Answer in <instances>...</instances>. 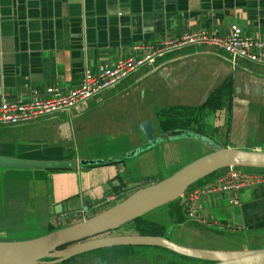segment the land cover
Listing matches in <instances>:
<instances>
[{
	"label": "crops",
	"instance_id": "crops-1",
	"mask_svg": "<svg viewBox=\"0 0 264 264\" xmlns=\"http://www.w3.org/2000/svg\"><path fill=\"white\" fill-rule=\"evenodd\" d=\"M233 24L244 35L264 40V0H0V102L42 98L48 87L67 91L80 83L85 69L97 74L111 67L119 57L136 55L131 47L137 43L152 44L168 35L181 36L192 31L223 37ZM152 66L158 68V79L168 83L171 90L183 79L179 73L191 66L206 72L207 81H199L200 88L211 90L226 81L224 103L264 105V66L244 59L232 61L218 47L186 46L163 55ZM152 71H139L66 112L27 124H0V156L78 162L117 155L104 153L103 148L94 155L83 154L82 138L86 143L91 142L90 138H84L86 130L90 126L105 129L101 110L90 113L109 105L103 112L113 114L122 104L135 103L130 100L140 97L146 83H153L151 80L143 83L146 78H152L149 75ZM233 111L231 116L236 113ZM215 112L214 122L201 121V117L194 124L198 131H189L213 140L208 130H223V120L229 113L226 106ZM232 117L236 126V115ZM139 118L133 137L138 125L146 120ZM153 128L156 136L171 132ZM215 143L243 148L237 141L230 144L228 134L223 133ZM124 162L65 170L1 167L0 208L20 202L28 213L23 218L33 220V227L39 231L37 236L73 223L72 220L89 218L152 182L128 185L129 180L122 176ZM205 184L194 186L177 198L175 205L185 222L176 225L198 234L199 245H204L202 240H217L226 241L223 244L228 251L258 249L235 237L249 234L254 240L264 234V183L239 188L235 195H202L196 210L200 220L189 219L184 204L192 191ZM233 196L238 204L230 202ZM67 214L74 216L62 220ZM37 215L43 217L42 221L35 219ZM41 228L46 230L40 233ZM227 234L233 235L234 240H227ZM198 248L217 250L207 245Z\"/></svg>",
	"mask_w": 264,
	"mask_h": 264
},
{
	"label": "rangeland",
	"instance_id": "rangeland-1",
	"mask_svg": "<svg viewBox=\"0 0 264 264\" xmlns=\"http://www.w3.org/2000/svg\"><path fill=\"white\" fill-rule=\"evenodd\" d=\"M195 46L210 47L209 45ZM156 60L150 64L144 65L139 70L129 76L131 77L139 71H145V69H153V71L149 74L152 78H146L145 80H143V83L150 80L153 83H146L143 86V90L141 91L140 97H133L136 98V100L134 101L132 99L130 100L135 103H131L130 105L122 104L121 109L117 110L113 114H110L109 112H103L104 108L108 107L109 105L99 107L95 111H92L90 113L97 114L101 110V112L104 114L102 127L105 126V129L100 130L98 128L90 126L89 129L86 130V135L84 138H90L91 142L86 143L84 142L85 139L82 138V145H84L82 147L83 154L94 155V153H98L101 151L100 148H103L104 153L116 152L113 153L117 154L114 156H119L133 149L139 148L145 143H147L143 132L139 129V125L138 132L136 133V136L133 137V134L137 129V123L140 120L139 117H145L146 120H148L151 125L155 127V129L164 131L161 120H164L165 118L170 116L168 112L170 109L176 107L179 108V110H182V107L185 106L198 108L199 106H203V104L208 100L209 94L213 89L210 90V88H200L199 84L201 83L199 81L202 80V83L207 81V79H205L206 72L203 69H197V67L192 68L191 66H189L190 68L188 67V70L179 73L183 76V79L179 80L177 82V86L171 90V87L168 83L164 84V82L158 79V71L156 70L158 68L155 69V67L152 66V64H155ZM157 83H159V86H157ZM179 85L180 87H178ZM138 90L140 91V89ZM132 92H134V90ZM246 107L247 106L244 105L237 106L231 104V107H229L230 109L228 108L229 113L226 116L227 119L223 120L224 129H219V132L214 130V132H211L208 130V132L210 133L208 134L214 140V142L215 140L220 141V136H222L223 133L225 135L228 134L230 144H233L232 142L234 141H237L238 143L240 142L242 144L240 146L243 147L242 149H252L254 145L262 144L263 140L260 139L258 136L259 131H261V129H264V123L262 122V114L259 110L260 104L254 103L253 105H250V107H247V109ZM201 109L202 112L204 108ZM232 110H234V113L236 112L235 114L231 113L232 116L236 115V126L235 124H233L234 118L230 115V112H232ZM150 112L153 113V118L150 116ZM200 113L196 111L192 115L193 119H195L193 120L192 125L194 122L198 121ZM215 114L216 112L214 111L211 113L208 110H205L201 114V121L205 119L204 122L211 124L212 122H214ZM186 115L190 114L186 112ZM258 117L260 118L259 123ZM125 123L127 124V126L125 125ZM231 125L233 127L230 130ZM227 127L229 128L227 129ZM233 129L235 131L234 133ZM236 129L239 130V133L237 134ZM170 131L174 132V130ZM233 135H235L234 139H232ZM137 137L140 138L138 139ZM206 137L209 138L208 136ZM174 140L175 141L173 142H175V144H173V142H162L156 144L144 153H140L139 155L125 159L123 169L124 172L122 173V176L123 178L129 180L128 185H132L133 182L137 181L141 183L145 180L152 181L151 183L157 182L160 179L172 175L194 159L213 150L212 147L204 144L202 141H199L197 139L179 138ZM190 143L192 145H190ZM202 145H205L206 148H203L201 150ZM147 159L148 162L146 163ZM150 160L151 162H149ZM140 161H142V163H140ZM20 186L23 187V185ZM164 206H166V204L155 208L154 210L150 211L149 214H153L155 211L158 210L161 214L162 208ZM26 211L27 210L20 202L11 203L10 205H5L0 208V232H2L0 233V241H18L35 238L34 236L38 237L37 235L39 234V231H37L36 228L33 227V220H25L23 218L28 215ZM161 215V219L164 221V225L154 226L145 229L135 228L130 229L128 232L143 231L146 234L164 236L180 245H199L198 234H192L190 231L183 229L181 226H178L176 224L171 225L170 221L166 219V217L164 219L163 215H166L165 212H163ZM35 219L38 221H42L43 217L37 215ZM74 221L75 220H72V222ZM44 230L46 229L41 228L40 233H43ZM117 235L126 234L120 233ZM258 236V238L253 240L250 239L251 235L249 234L247 236L236 235L235 239L238 238L240 239L239 241L247 240L248 245L250 247L264 248V234ZM201 243L207 246H212L213 248H217V250L226 251V248L223 244L226 243V241L222 242L212 240L204 242V240H202ZM204 245H199L198 247H202ZM89 260L90 259L87 258H78L75 262H72L71 264H90ZM163 261H166V258H164ZM178 263L182 264L181 261H178ZM131 264L159 263L155 261H140ZM185 264L204 263L185 262Z\"/></svg>",
	"mask_w": 264,
	"mask_h": 264
},
{
	"label": "water",
	"instance_id": "water-1",
	"mask_svg": "<svg viewBox=\"0 0 264 264\" xmlns=\"http://www.w3.org/2000/svg\"><path fill=\"white\" fill-rule=\"evenodd\" d=\"M139 126L147 143L119 156L81 159L78 162L36 161L0 156V167L44 170L97 167L122 162L144 153L156 144L179 138L197 139L213 150L194 159L172 175L141 187L123 200L89 218L75 221L35 238L0 241V264H55L92 250L127 245L163 247L181 255L207 261L208 264H264V248L221 251L180 245L160 235L101 236L181 197L193 183L215 171L230 166L264 169V150L259 147L252 149L222 147L193 131H182L179 134H174L172 131L156 136L148 120H144ZM57 208L59 209L60 205ZM71 216L74 215L67 214L61 219L65 220Z\"/></svg>",
	"mask_w": 264,
	"mask_h": 264
},
{
	"label": "built area",
	"instance_id": "built-area-1",
	"mask_svg": "<svg viewBox=\"0 0 264 264\" xmlns=\"http://www.w3.org/2000/svg\"><path fill=\"white\" fill-rule=\"evenodd\" d=\"M190 45H209L224 50L232 61L244 59L264 66V40L244 35L241 28L233 24L229 33L216 37L201 31H192L181 36H166L156 43H137L131 47L136 55L119 57L111 67L97 74L85 69L83 77L75 87L65 91L48 87L45 96L30 100H2L0 102V124L20 125L35 122L61 112H66L101 92L114 87L144 65L154 62L163 55ZM264 183V171H247L230 166L217 178L196 188L184 204L189 219L200 220L197 201L202 195L215 193H235L239 188L252 187ZM238 204L237 197L230 199Z\"/></svg>",
	"mask_w": 264,
	"mask_h": 264
},
{
	"label": "trees",
	"instance_id": "trees-1",
	"mask_svg": "<svg viewBox=\"0 0 264 264\" xmlns=\"http://www.w3.org/2000/svg\"><path fill=\"white\" fill-rule=\"evenodd\" d=\"M225 82L221 83L219 86L213 88V90L209 94L208 100L203 104V106L197 107H191V106H185L182 107V110H179V108L174 107L173 109H170L169 117L165 118L164 120H161V123L163 124V132H168L170 130H174V134H179L182 131H189V130H197L195 128L194 124H197L201 118V114L203 111H209V112H215L217 110L223 109L225 106L227 108L231 107V103L226 104L224 103L225 97L227 95V91L225 88ZM229 94V93H228ZM201 108H204L201 112ZM260 113L262 114V122L264 123V105H260L259 107ZM181 109V108H180ZM230 109V108H229ZM200 113L198 121L194 122L192 125L193 117L192 115L195 112ZM186 112H188L190 115H186ZM173 114V115H172ZM172 117V118H170ZM260 121V118L258 117V123ZM264 127V126H263ZM258 136L260 139H262V144L257 145L261 150H264V129H261L259 131ZM244 170L247 171H264L263 168H252V167H241ZM224 169H220L218 171H215L208 176L198 180L197 182L193 183L187 191L191 190L194 186L202 185L211 181L218 176L221 171ZM177 199L169 202L162 208V213L165 212L166 215L164 216V219H168L170 221V224H176V223H183L185 222V219L180 217V208L176 206ZM161 213V214H162ZM160 214L159 210L155 211L153 214L146 213L128 223H125L121 226L116 227L115 229L111 230L108 233H104L101 236H109V235H117V234H144L143 231H133L128 232L130 229L135 228H150L154 226H162L164 225V221L161 219L162 215ZM115 233V234H114ZM219 234V233H218ZM153 235V234H149ZM227 240H234L233 235L225 236ZM236 240V239H235ZM78 258H87L90 259V264H131L135 262L140 261H146V262H157L159 264H179L178 261H181L182 264H185V262H203L204 264H208L209 262L199 260L196 258L188 257L185 255H181L179 253H176L172 250H169L167 248L158 247V246H146V245H127V246H113V247H106V248H100L96 250H92L89 252H85L79 255H76L74 257H71L65 261H62L60 263L55 264H71L72 262H75ZM164 258H166V261H163ZM181 259V260H180ZM45 260H51V259H45ZM183 260V261H182Z\"/></svg>",
	"mask_w": 264,
	"mask_h": 264
}]
</instances>
